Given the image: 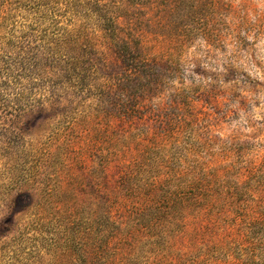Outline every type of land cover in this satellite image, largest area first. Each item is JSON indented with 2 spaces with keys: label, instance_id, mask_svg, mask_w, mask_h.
Instances as JSON below:
<instances>
[{
  "label": "rangeland",
  "instance_id": "374dc122",
  "mask_svg": "<svg viewBox=\"0 0 264 264\" xmlns=\"http://www.w3.org/2000/svg\"><path fill=\"white\" fill-rule=\"evenodd\" d=\"M104 3L126 9L121 29H144L148 54L165 62L131 64L101 39L108 26L91 13L65 12L64 2L62 25L101 41L73 51L74 75L38 32L0 31V264H84L70 257L77 242L87 247L78 237L99 224L106 203L121 201V173L109 171L107 184L105 164L141 131L165 136L187 166L229 186L242 174L249 180L248 169L264 174V0ZM179 127L182 139L170 138ZM166 197L145 210L150 231L131 264H196L219 254L214 245L186 256L168 247L182 217Z\"/></svg>",
  "mask_w": 264,
  "mask_h": 264
},
{
  "label": "trees",
  "instance_id": "16d2710c",
  "mask_svg": "<svg viewBox=\"0 0 264 264\" xmlns=\"http://www.w3.org/2000/svg\"><path fill=\"white\" fill-rule=\"evenodd\" d=\"M91 1H95V5ZM104 1L107 0H0V31L21 25L23 29L38 32L60 60H67L68 64L71 61L70 73L74 75L80 59L72 56L73 51L98 46L101 41L84 28L62 25L56 14L61 12L64 2L65 12L91 13L98 22L108 26L103 29L105 34L101 39L109 48L120 51L131 64L143 63L153 69L163 64L164 59L158 60V55L148 54L144 29L135 32L132 28L128 34L121 29L124 27L120 25V13L126 9L120 7L111 11ZM146 1L133 0L131 5L128 0L130 7H143ZM50 29L63 32L51 35ZM160 56L172 57L166 53ZM182 135L181 127L169 133L173 139ZM132 138L133 143L120 144L117 155H112L105 164L107 184L111 177L109 171L117 169L121 173V187L115 196L121 201L118 205L106 203L99 224L96 226L93 220L86 235L78 237L80 240L86 238L87 247L84 251L77 242L70 254L73 263L83 257L84 264H131L138 238L143 243L145 234L150 231L145 210L148 211L162 193L167 194L165 201L179 207L175 212L182 217L179 229L168 237L169 248L179 246L177 251L184 256L199 245L219 248V254L212 259L208 256L206 260V255L197 256L196 264L264 262V184L259 181V176L264 177V174L261 169L246 170L249 180L244 181L242 174L235 179V185L229 186L224 177H207L197 167L187 166L182 162L184 155H178V146L163 144L165 136H151L141 131L138 140ZM228 174L230 170L224 175ZM125 192L134 196L132 201Z\"/></svg>",
  "mask_w": 264,
  "mask_h": 264
}]
</instances>
